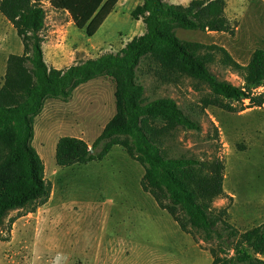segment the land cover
I'll list each match as a JSON object with an SVG mask.
<instances>
[{"label": "rangeland", "instance_id": "374dc122", "mask_svg": "<svg viewBox=\"0 0 264 264\" xmlns=\"http://www.w3.org/2000/svg\"><path fill=\"white\" fill-rule=\"evenodd\" d=\"M127 1L130 9L109 17L93 37L70 25L69 14L45 4V35L53 28V21L63 26V37L46 39L49 42L45 45V58L49 67L54 68L50 59L56 54L53 50L60 42L58 39L63 50L56 66L63 70L75 63L73 50L80 46L85 51L76 53L78 63L104 54H119L121 41L139 34L131 17L136 1ZM164 1L187 5L190 0ZM226 1V14L234 34L183 29H177L175 34L186 42L226 46L234 59L240 58L243 64L254 49H264V6L250 3L251 0ZM22 53V40L0 14V86L9 55ZM148 64V59H143L136 73V82L144 88L145 101L172 99L201 128L200 131L178 128L161 138L159 145L165 154L198 160L206 166L203 172L212 158L224 160V188L233 199L224 197L201 203L209 207V216L214 221L220 220L219 212L229 207L228 222L233 229L219 222L216 229L220 237L191 225L189 229L195 237L196 251L216 249L222 258L231 256V246L239 242L240 235L264 220V200L258 199L264 192V113L228 112L213 106L203 109L202 99L211 93L206 83L187 77L178 83H162ZM210 71L234 86L244 84L241 74L219 62L210 65ZM115 89L114 81L103 77L77 88L68 102L45 101L42 113L35 118L33 146L44 160L46 176L53 184L52 195L36 213L25 212L14 223L10 241H0V264H183L185 261L203 264L199 257L190 262L187 255L178 263L169 255L174 254L170 244L152 239L164 235L165 228L177 223L143 191L144 168L123 147L113 148L102 161L68 168L57 165L56 146L61 137L82 138L91 146L101 135L116 113ZM168 236L173 234L169 232ZM98 241L105 244L102 251L97 248ZM125 241L130 243L129 247L124 248ZM62 243L65 245L61 256ZM84 255L87 260L79 259Z\"/></svg>", "mask_w": 264, "mask_h": 264}, {"label": "trees", "instance_id": "16d2710c", "mask_svg": "<svg viewBox=\"0 0 264 264\" xmlns=\"http://www.w3.org/2000/svg\"><path fill=\"white\" fill-rule=\"evenodd\" d=\"M119 0H0V14L14 27L23 43V54H11L4 82L0 86V241L11 240L14 223L25 212L36 213L51 198L53 184L46 176L44 160L33 146L35 118L48 99L68 102L80 86L98 79L114 81L116 113L93 145L84 139L64 136L56 146V162L61 168L102 161L115 146L144 168L141 187L180 228L193 236L189 225L220 237L216 229L228 222L229 207L210 218L207 205L228 197L224 189L225 163L214 157L203 172L202 162L175 158L159 145L163 137L178 128L200 131V125L172 99L146 102L144 88L136 82L143 59L162 83H178L187 77L206 83L211 93L202 107L243 112L264 106V50L257 49L249 64L241 65L218 45L180 40L175 31L228 32L234 29L226 14V0H191L187 5H170L164 0H141L131 13L142 19L146 32L134 37L119 54H104L70 66L50 68L43 53L47 21L45 4L68 13L75 27L93 37L114 12ZM219 62L241 74L243 86L219 79L210 65ZM248 101V104L245 102ZM206 167V166H205ZM13 215L12 213H15ZM233 255L222 258L210 250L212 264H264V223L240 235ZM230 249V250H231ZM225 253V252H223Z\"/></svg>", "mask_w": 264, "mask_h": 264}, {"label": "crops", "instance_id": "0c3cea01", "mask_svg": "<svg viewBox=\"0 0 264 264\" xmlns=\"http://www.w3.org/2000/svg\"><path fill=\"white\" fill-rule=\"evenodd\" d=\"M136 1V4H135V7H137V6H139V5H141L142 4V1L141 0H135ZM191 1V0H190ZM189 1V2H190ZM250 3H255V4H257V5H260V6H264V0H251V2ZM129 3H128V1L127 0H119L118 1V3H117V5H116V9L114 10V12L113 13H111V15L109 16V17H111L112 15H118V13L120 14V12L121 13H123L122 11H124V10H128V9H130L129 8ZM135 9V8H134ZM68 14V13H67ZM108 17V18H109ZM107 18V19H108ZM8 22V21H7ZM9 23V22H8ZM105 23V22H104ZM10 24V23H9ZM46 24H47V21H46ZM52 24H53V28L50 30V32L48 33V35L46 34L45 35V33H44V31L42 32V36L44 37V42H43V45H42V48H43V53H44V60H45V62H46V64L49 66V64H48V62L46 61V55H47V53H46V42H49V41H46V39L47 40H54L55 38H56V36H58V38H61V37H63L62 36V28H63V26H62V24H59L57 21H53L52 22ZM70 25H72L73 27H75V25H74V23H73V21H72V19H71V21H70V23H69ZM104 25V24H103ZM135 27H137V30H138V36H140V35H143L145 32H146V27H145V24H144V22H143V20L142 19H140V20H135ZM61 32V33H60ZM58 33H60L59 35H57ZM85 33V32H84ZM134 33V32H133ZM134 37H136V36H133L129 41H126V42H124L123 43V41H121V43H122V45H121V49H123L124 47H125V45L128 43V42H130ZM264 37V36H263ZM58 41H60L58 44H57V47L53 50V52L54 53H56L55 54V56H52V58L50 59L51 61H50V63H51V65H53L54 66V68L55 69H58V70H63L62 68H60V67H57L56 66V64H57V62H59L60 60H61V54H60V52L63 50V43H62V41L60 40V39H58ZM262 43H263V46H264V39H262ZM90 44H93V41L91 40L90 41ZM84 47H78V48H75L73 51H74V53H75V55H74V64L73 65H76V64H78V58H77V56H76V53H84V49H83ZM225 49L228 51V49H227V47L225 46ZM257 49H254V51L250 54V56H249V58H248V60L245 62V63H243V64H241V61H240V58H236L235 60L238 62V63H240L241 65H247V64H249V62L251 61V59H252V56H253V54H254V52L256 51ZM262 50H264L263 48H262ZM229 52V51H228ZM230 53V52H229ZM23 54V53H22ZM19 55H21V54H19ZM232 56V55H231ZM234 56V55H233ZM232 56V57H233ZM98 58V57H97ZM234 58V57H233ZM96 80V79H95ZM92 81H94V80H92ZM91 82V81H90ZM89 83V82H88ZM87 84V83H86ZM85 85V84H84ZM83 86V85H82ZM247 110H252V111H258V113H264V106L262 107V108H252V109H247ZM115 147H117V146H115ZM115 147H113V148H115ZM113 150V149H112ZM112 150L110 151V153L112 152ZM109 153V154H110ZM108 154V155H109ZM107 155V156H108ZM106 156V157H107ZM105 157V158H106ZM104 158V159H105ZM85 165V164H84ZM225 189V188H224ZM258 199H261V200H264V192L263 193H261L260 194V197L258 198ZM28 213H31V212H28ZM33 214V213H32ZM264 223V220H262V222H260L259 224H257L256 226H258V225H261V224H263ZM255 227V226H254ZM166 230H164L163 232H164V235H161V234H158L159 236H155V237H152V239L154 240V241H163L164 243H168V244H170L171 246H172V251H173V253L174 254H169L172 258H174V260L176 261V262H178L179 263V260H180V258L181 257H185V255H187V257H189V258H191V259H189L190 260V262L191 261H194L195 260V258L196 257H199V258H201L200 260H201V263H203V264H212L213 263V258H212V256H211V258H210V252L209 251H207V250H202V249H198V251H196L195 249H196V242H195V240H194V238H193V236L191 235V234H189V233H187V232H184L181 228H180V226L177 224V225H171V226H169L168 228H165ZM162 232V231H161ZM166 232H168V233H166ZM169 232L170 233H172L173 234V236H171V237H169L168 235H169ZM66 236V235H65ZM162 236V237H161ZM66 238H67V236H66ZM161 238H163V239H161ZM65 243H67V242H65ZM65 243H62L61 244V246L59 247V253H60V255L62 256V253H61V250H62V248H63V246L65 245ZM123 244H124V248L125 247H129L130 246V243L128 242V241H125V242H123ZM105 244H101V242H99L98 241V243H97V248L99 247L100 248V250L102 251V249H103V246H104ZM106 245H108V244H106ZM107 248H109V246H107ZM158 249H160L161 251H162V249L161 248H158ZM99 256H100V254H99ZM258 257L260 258V259H263L264 260V253L263 254H259L258 255ZM79 259H81V260H87L88 259V257H85V255L82 257L81 256V258H79ZM72 260H76V259H70L69 261H72ZM186 262V264H190L189 262H187V261H185ZM185 262L183 263V264H185ZM200 264V263H199Z\"/></svg>", "mask_w": 264, "mask_h": 264}]
</instances>
